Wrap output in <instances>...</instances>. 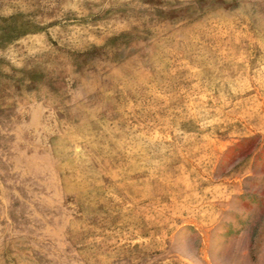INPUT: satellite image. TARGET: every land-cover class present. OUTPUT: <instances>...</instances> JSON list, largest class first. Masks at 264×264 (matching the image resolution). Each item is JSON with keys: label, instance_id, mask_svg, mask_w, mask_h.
<instances>
[{"label": "rangeland", "instance_id": "rangeland-1", "mask_svg": "<svg viewBox=\"0 0 264 264\" xmlns=\"http://www.w3.org/2000/svg\"><path fill=\"white\" fill-rule=\"evenodd\" d=\"M0 264H264V0H0Z\"/></svg>", "mask_w": 264, "mask_h": 264}]
</instances>
